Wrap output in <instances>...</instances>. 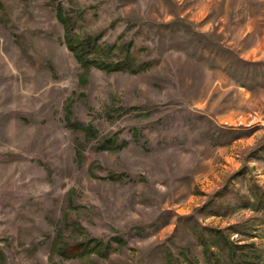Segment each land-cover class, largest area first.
Masks as SVG:
<instances>
[{"label": "rangeland", "instance_id": "374dc122", "mask_svg": "<svg viewBox=\"0 0 264 264\" xmlns=\"http://www.w3.org/2000/svg\"><path fill=\"white\" fill-rule=\"evenodd\" d=\"M58 4L147 66L81 67ZM209 228L264 264V0H0V264H205Z\"/></svg>", "mask_w": 264, "mask_h": 264}, {"label": "trees", "instance_id": "16d2710c", "mask_svg": "<svg viewBox=\"0 0 264 264\" xmlns=\"http://www.w3.org/2000/svg\"><path fill=\"white\" fill-rule=\"evenodd\" d=\"M57 21L63 27L64 39L67 48L72 52L76 61L83 68L96 67L108 71H129L135 73L144 69L147 64L138 63L133 59V55L127 53L124 57L115 62H104L96 58H91L89 53H93L99 47L98 36H89L83 39L74 38L75 17L67 13L58 4L56 9ZM146 65V66H145ZM79 153V152H78ZM77 153V154H78ZM211 238L208 241L207 236H199L201 244L204 245L205 250V264H224V260L220 257V250L225 251V262L228 264H256L257 250H246L245 244H238L230 240L229 236L225 234L222 229L209 228ZM101 249V250H100ZM108 249V244L99 246L93 239H88L86 242H77L69 249L66 256H81L85 253H105ZM62 254V253H61ZM189 263L192 264L190 261Z\"/></svg>", "mask_w": 264, "mask_h": 264}]
</instances>
